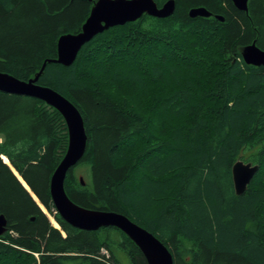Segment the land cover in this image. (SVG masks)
I'll list each match as a JSON object with an SVG mask.
<instances>
[{
    "label": "trees",
    "instance_id": "obj_1",
    "mask_svg": "<svg viewBox=\"0 0 264 264\" xmlns=\"http://www.w3.org/2000/svg\"><path fill=\"white\" fill-rule=\"evenodd\" d=\"M95 1L0 0V72L28 80L45 63L37 83L83 118L86 148L66 173V194L126 216L167 247L173 264H264V66L241 56L253 41L264 49V0H248L247 11L231 0H174L167 17L143 14L97 34L68 66L46 62ZM199 6L211 15L189 17ZM110 85L126 99L108 94ZM135 97H148L146 110ZM67 145L56 109L0 91V264H149L117 227L80 229L56 212L49 182ZM238 159L258 166L239 195Z\"/></svg>",
    "mask_w": 264,
    "mask_h": 264
},
{
    "label": "water",
    "instance_id": "obj_2",
    "mask_svg": "<svg viewBox=\"0 0 264 264\" xmlns=\"http://www.w3.org/2000/svg\"><path fill=\"white\" fill-rule=\"evenodd\" d=\"M231 1L238 10L247 11L248 0ZM174 8V0H167L160 7L157 6L154 0H96L90 9L88 17L82 24L81 30L77 33H65L60 35L56 43V58L47 59L46 62H56L64 66H68L73 63L79 50L87 42L109 27L124 25L127 22L138 19L143 14H148L159 18L167 17L174 11ZM188 15L191 18L209 17L211 12H209L206 8L199 6L190 8ZM215 18L220 21L223 19L222 16L219 15H215ZM241 56L246 64L264 66V49L258 47L254 41L245 45L241 49ZM44 66L45 63L39 72H37L35 77L28 80H20L10 74L3 72H0V77L6 81L16 82L18 84L44 90L46 91L44 92V95L50 98L54 103L43 97L31 93H25L21 90L12 91L0 88V91L36 97L44 101L47 105L56 109L65 120L68 132L67 149L63 158L54 169L49 182L50 195L56 212L64 221L80 229L96 230L101 226L117 227L118 229L122 230V232H124L134 243H136L141 253L145 256L147 262L152 261L153 264H172V257L163 243L147 230L132 222L126 216L113 211L84 208L73 202L66 194L64 189V179L66 173L70 168L76 165L83 156L86 148L87 135L83 124V118L76 107L60 93L47 86H42L37 83L38 77ZM70 129H72L73 135L72 143ZM71 144V152L68 155ZM8 166L17 179L21 182V180L18 178L17 172L10 166V164H8ZM257 167L258 166L255 164H251L250 162H245L240 159L234 162L231 172L233 187L236 194L239 195L246 190V187L256 172ZM79 180L81 184H84L82 176L79 177ZM21 184L25 186L22 182ZM33 199L35 200V198ZM42 211H44L43 208ZM77 212L90 215L107 214L116 216L117 218H101L96 220L94 223H85L79 219ZM113 219L114 221H120V224L123 225V227L112 221ZM6 225L7 221L4 214L0 213V235L6 231Z\"/></svg>",
    "mask_w": 264,
    "mask_h": 264
},
{
    "label": "bare ground",
    "instance_id": "obj_3",
    "mask_svg": "<svg viewBox=\"0 0 264 264\" xmlns=\"http://www.w3.org/2000/svg\"><path fill=\"white\" fill-rule=\"evenodd\" d=\"M7 82V83H6ZM0 88H2V89H6V90H12V91H23V92H25V93H31V94H34V95H37V96H40V97H43V98H45V99H47V100H49V101H51V102H53L50 98H48L47 96H45L44 94V92H46V91H44V90H41V89H38V88H34V87H31V86H25V85H22V84H18V83H16V82H10V81H6V80H4L3 78H1L0 77ZM32 90V91H31ZM54 103V102H53ZM56 104V103H55ZM57 105V104H56ZM70 132H71V143H72V129H70ZM71 148H72V144L70 145V148H69V152H68V155H69V153L71 152ZM3 157V161L5 162V163H8V161H7V159H6V157H4V156H2ZM78 163V162H77ZM18 178L21 180V182L25 185L24 187L26 188L27 187V185L25 184V182H23V180L18 176ZM28 190V189H27ZM29 192H30V194L32 195V197H33V193L30 191V189L28 190ZM38 201V200H37ZM41 206V205H40ZM42 207V206H41ZM44 209V208H43ZM77 215H78V217H79V219H81V221H84L85 223L86 222H90V223H94L96 220H98V219H101V218H106V219H111V218H117L116 216H112V215H102V214H97V215H90V214H86V213H82V212H77ZM50 219H51V221L53 222V225L55 226H57V224H56V221L55 220H53L52 219V217H50ZM102 219V220H103ZM112 221H114V219L112 220ZM104 222V221H103ZM115 223H117V224H119V225H121L120 224V221H114ZM76 223V222H75ZM82 225V224H81ZM55 226V227H56ZM83 226V225H82ZM122 227H123V225H121ZM153 235V234H152ZM154 236V235H153ZM155 237V236H154ZM137 238V237H136ZM157 238V237H156ZM138 239V238H137ZM158 239V238H157ZM141 243V242H140ZM164 245V244H163ZM165 246V245H164ZM166 247V246H165ZM167 248V247H166ZM168 250V249H167ZM169 251V250H168ZM170 253V252H169ZM170 255H171V253H170ZM171 257H172V255H171ZM150 264H153V262L152 261H150L149 262ZM172 264H173V258H172Z\"/></svg>",
    "mask_w": 264,
    "mask_h": 264
},
{
    "label": "rangeland",
    "instance_id": "obj_4",
    "mask_svg": "<svg viewBox=\"0 0 264 264\" xmlns=\"http://www.w3.org/2000/svg\"><path fill=\"white\" fill-rule=\"evenodd\" d=\"M4 73V72H3ZM206 76L204 77V79H201V82L203 84V82L205 81H208L209 82V79L206 80ZM203 87V86H202ZM107 93L110 94L114 99H126V91L125 89H118L112 85L108 86L107 89H106ZM133 104L140 108L142 111L146 110L148 104H149V100H148V97H135L133 98ZM240 160H243V159H240ZM3 161V160H2ZM9 164V163H8ZM11 166V165H10ZM12 167V166H11ZM75 173L78 175H81V176H84L85 175V166L84 165H79V166H76L75 167ZM18 174V173H17ZM19 176V175H18ZM20 177V176H19ZM23 180V179H22ZM26 189H29V187L27 186ZM33 198H35V201H37L36 197L33 195ZM37 203H39L37 201ZM40 206V204H39ZM41 207V206H40ZM43 208V207H42ZM45 211V213L47 214L46 210L43 209ZM47 216L49 217V220L50 222L52 223L53 225V222L51 221L50 216L49 214H47ZM53 219V217H52ZM54 220V219H53ZM57 224V223H56ZM56 226V225H55ZM57 228H59V225L57 224L56 226Z\"/></svg>",
    "mask_w": 264,
    "mask_h": 264
}]
</instances>
